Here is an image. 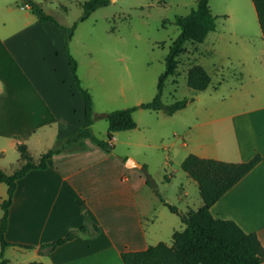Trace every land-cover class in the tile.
<instances>
[{
    "label": "crops",
    "instance_id": "1",
    "mask_svg": "<svg viewBox=\"0 0 264 264\" xmlns=\"http://www.w3.org/2000/svg\"><path fill=\"white\" fill-rule=\"evenodd\" d=\"M208 4L215 18L222 17L228 21L226 32L235 35L242 47L256 51L250 59L237 58L242 72L234 84L235 98L228 101L229 105L222 108L219 116L197 123L198 137L194 150L189 154L231 163L244 162L255 155L260 157L258 163L209 211L216 219L231 220L245 233H254L264 248V39L252 0H209ZM250 31L253 35L249 34ZM64 38L62 28L49 21L37 20L22 0H0V127L8 119L16 117L20 121L18 127L26 129L24 133L17 129L0 132V168L7 172H12L19 164V153L16 167L11 170L2 163L7 152L17 150V142L25 144L34 159L43 153L35 157L28 145L36 135L35 130L75 119L69 129L57 135L64 138L81 124L83 104L64 56ZM6 66L13 69L16 80L24 84V90L18 91L7 83L2 75ZM78 105L80 115H77ZM17 112L20 116L14 115ZM76 115L79 116L77 121ZM86 140L89 141L83 140L85 148L82 150L54 154L46 169L30 170L17 181L4 237L12 244L34 246V249L10 246L22 251L31 250V258H35L32 261L45 264H123L122 251L147 247L143 243L142 223L143 218L150 216L147 207L150 197L147 195L146 201L141 195L146 186L145 179L138 177L140 183L137 185L109 184L107 170L103 172L97 166L91 170L86 163L87 152L97 149ZM96 153L103 155L99 150ZM124 163L125 160L120 162V167L125 168ZM75 176L94 179L95 184L86 191V188L72 183ZM2 187L0 184V200L6 195V186ZM89 193L97 195L99 205L109 207L105 208L104 215L101 214L107 223L91 208ZM186 195L183 191L179 199ZM201 203L200 199L197 208ZM123 206L127 208V214H122L125 218L120 219L117 214L121 215L119 211ZM85 217L100 228L99 233L78 235L56 247L49 255L38 254L39 245L79 229ZM135 230L138 237L132 234ZM122 235L127 239L120 240ZM28 262L31 261L25 264Z\"/></svg>",
    "mask_w": 264,
    "mask_h": 264
},
{
    "label": "rangeland",
    "instance_id": "2",
    "mask_svg": "<svg viewBox=\"0 0 264 264\" xmlns=\"http://www.w3.org/2000/svg\"><path fill=\"white\" fill-rule=\"evenodd\" d=\"M35 1L61 27L68 28L77 22L68 41V49L77 61V75L82 86L92 96L91 130L97 138L106 140L107 122L101 115L153 99L158 77L165 68L164 61L169 46L178 35L174 19L188 14L197 0H110L109 5L98 7L83 21L78 19L82 13V3L86 0ZM215 23V30L203 42L185 44V52L179 57L177 65V76H170L165 81L161 101L170 104L183 98L192 99L183 109L172 115L163 111L135 110L133 119L136 127L113 133V148L110 152L86 140L90 146L97 148L87 152L86 163L88 162L91 170L94 166L101 167L103 172L107 170L109 184L137 185L140 183L138 177L145 179L147 174L155 182L161 197L176 206L179 212V209L184 212L189 207L197 208L200 201L197 185L181 169L180 164L194 150L198 137L197 123L219 116L222 108L229 105L228 101L235 98L234 84L242 72L237 58L250 59L256 51L250 47H242L243 44L235 35L226 32L228 21L217 17ZM249 34L253 35V31ZM192 64L202 66L211 78L209 85L202 91H195L186 85V70ZM2 75L18 91L25 89L24 84L16 80L12 68L6 66ZM73 104L76 107L75 101ZM19 113L14 115L20 116ZM77 115H80L79 105ZM77 119L79 116L76 121ZM74 122L75 119H72L35 130L36 135L28 144L32 154L38 157L42 151L53 147L62 138L57 135L69 129ZM19 125L20 121L16 117L8 119L0 127V132L17 129L24 133L26 129L18 127ZM188 127H191L190 131ZM183 142L186 144L183 145ZM97 150L103 155H98ZM17 159V150H12L6 153L2 163L11 170L16 167L14 165ZM128 159L144 164L145 168H127L125 163ZM124 160L125 168H122L119 164ZM88 174L93 175L90 172ZM72 180L76 187L86 188V191L95 184L94 179L85 180L82 176H75ZM2 186L5 188L4 184ZM183 191L187 195L180 200L179 196ZM89 194L91 208L100 215L103 214L105 208L109 207L99 205L97 195ZM141 195L146 201L147 195L150 197L147 206L150 216L143 218L142 223L143 243L147 246L158 242L170 245L172 232L184 228L180 215L170 212L148 185L141 190ZM119 213L121 215L117 216L120 219L125 218L123 215L127 214V208L123 206ZM1 214L0 210V216ZM102 218L105 223L108 222L106 217ZM131 225L130 221L129 227ZM132 234L138 237L136 230ZM119 238L123 241L127 239L123 235ZM4 256L8 259V264H25L35 260L31 258V250L22 251L15 247H8Z\"/></svg>",
    "mask_w": 264,
    "mask_h": 264
},
{
    "label": "trees",
    "instance_id": "3",
    "mask_svg": "<svg viewBox=\"0 0 264 264\" xmlns=\"http://www.w3.org/2000/svg\"><path fill=\"white\" fill-rule=\"evenodd\" d=\"M165 1V0H159ZM29 6L31 13L40 22H52L65 32L64 56L67 59L70 74L83 104V119L78 128L65 138L59 139L56 144L34 159L27 146L17 142L19 164L12 172L0 168V184H5L6 195L0 200V264H7L4 252L7 247L17 246L24 249H33L34 246L12 244L6 241L4 234L8 224V211L13 201L17 181L30 170H44L48 160L54 155L65 151H77L84 148V139H89L100 149L110 152L113 146V133L130 130L136 127L133 112L137 109L152 111L161 110L167 115L183 109L192 99L183 98L170 104L161 101L165 81L170 76H177L179 57L185 52L186 43H201L207 35L215 30V16L209 8V0H197L196 5L186 15L176 16L174 24L178 28V35L172 40L165 57L164 71L159 75L156 93L150 102L105 112L101 116L107 122L106 140L97 138L92 130L93 100L89 91L81 84L77 75V61L70 54V41L77 22L70 27H61L48 13H45L35 0H22ZM110 0H86L82 3V13L78 21H83L98 7L109 5ZM257 16L261 37L264 39V0H252ZM211 78L207 71L198 64L190 65L186 70V85L195 91L204 90ZM260 160L258 155L251 159L231 163L210 158H200L188 154L181 162V169L197 184L201 205L196 210L189 209L179 212L176 206L166 202L158 192L153 179L146 174L145 184L148 185L161 203L172 213L180 215L184 228L174 231L171 235V244L158 242L142 250H126L120 253L123 264H261L264 262V248L254 233H245L231 220L214 218L210 207L243 176H245ZM145 168V165L142 166ZM100 232V228L85 217L83 225L69 231L63 237L37 247L38 254L49 255L56 247L75 238L78 235L92 236ZM27 264H45L31 261Z\"/></svg>",
    "mask_w": 264,
    "mask_h": 264
},
{
    "label": "water",
    "instance_id": "4",
    "mask_svg": "<svg viewBox=\"0 0 264 264\" xmlns=\"http://www.w3.org/2000/svg\"><path fill=\"white\" fill-rule=\"evenodd\" d=\"M125 166L127 168L141 167V165L135 162L133 159H128L125 163Z\"/></svg>",
    "mask_w": 264,
    "mask_h": 264
}]
</instances>
